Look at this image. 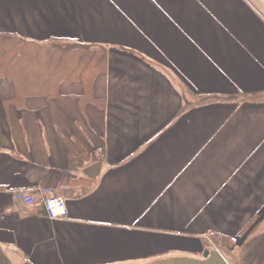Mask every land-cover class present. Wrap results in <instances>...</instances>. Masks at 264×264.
<instances>
[{"label": "crops", "instance_id": "0c3cea01", "mask_svg": "<svg viewBox=\"0 0 264 264\" xmlns=\"http://www.w3.org/2000/svg\"><path fill=\"white\" fill-rule=\"evenodd\" d=\"M0 33L107 48L86 101L80 81L24 98L0 77L12 264L223 255L215 234L264 264V0H0ZM42 188L66 218L15 199Z\"/></svg>", "mask_w": 264, "mask_h": 264}, {"label": "trees", "instance_id": "16d2710c", "mask_svg": "<svg viewBox=\"0 0 264 264\" xmlns=\"http://www.w3.org/2000/svg\"><path fill=\"white\" fill-rule=\"evenodd\" d=\"M107 70V48L80 42L52 39L27 40L11 33H0V77H10L17 97L42 95L55 97L64 81H80L91 97L96 77ZM217 247H232L230 237L215 234ZM0 264H12L0 248Z\"/></svg>", "mask_w": 264, "mask_h": 264}, {"label": "built area", "instance_id": "2783aa9c", "mask_svg": "<svg viewBox=\"0 0 264 264\" xmlns=\"http://www.w3.org/2000/svg\"><path fill=\"white\" fill-rule=\"evenodd\" d=\"M14 195L17 201L39 208L50 219H63L69 214L65 197L51 188H42L36 192L17 191Z\"/></svg>", "mask_w": 264, "mask_h": 264}, {"label": "water", "instance_id": "95a60500", "mask_svg": "<svg viewBox=\"0 0 264 264\" xmlns=\"http://www.w3.org/2000/svg\"><path fill=\"white\" fill-rule=\"evenodd\" d=\"M149 264H230L218 250L207 249L202 258L169 257L153 261Z\"/></svg>", "mask_w": 264, "mask_h": 264}, {"label": "rangeland", "instance_id": "374dc122", "mask_svg": "<svg viewBox=\"0 0 264 264\" xmlns=\"http://www.w3.org/2000/svg\"><path fill=\"white\" fill-rule=\"evenodd\" d=\"M213 246H215V245H213ZM232 247H233V249L236 248L234 254H233L232 249H230ZM232 247H230L229 249H228V246H225V247H222V248L219 247V248L222 250L224 257L227 259V261L230 264H233V263L237 264V260H239V258L240 259L242 258V257H240V255L243 252V250L241 248H237L235 246V242L233 243ZM213 248L215 249V247H213ZM214 249H211V250H214Z\"/></svg>", "mask_w": 264, "mask_h": 264}]
</instances>
